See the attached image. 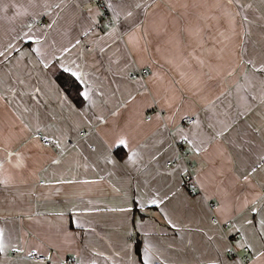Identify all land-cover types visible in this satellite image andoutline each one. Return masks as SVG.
I'll return each instance as SVG.
<instances>
[{"label":"crops","instance_id":"0c3cea01","mask_svg":"<svg viewBox=\"0 0 264 264\" xmlns=\"http://www.w3.org/2000/svg\"><path fill=\"white\" fill-rule=\"evenodd\" d=\"M46 2L59 0H0V50L9 43L25 53L30 50L27 36H39L58 11L49 9L45 13ZM200 2L132 0L141 7L126 9L133 11V17L118 20L113 37V26L99 17L101 10L96 2L73 0L62 14L64 19L48 30L47 43L31 45L42 47L54 65L51 69L43 68L35 53L20 57L14 52L8 60L0 61V133L7 135L5 130H11L16 138L11 144L0 138V149L10 148L16 153L9 157L12 163L6 165L14 182L0 184V228L6 230L10 244L5 253H0V264H50L46 259L34 261L15 254L16 247L24 249L22 254L31 249H40L45 255L50 252L52 264H65L67 256L78 254L95 259L96 264H121L128 259L123 245L132 248L136 238L145 239L144 233L132 226L141 218L148 225V239L158 249L157 264H207L206 256L214 254L208 237L223 232L225 239H232L229 228L215 227L211 217H217L225 192L247 194L243 176L264 153V73L256 72L264 67V0H244L253 5L250 19L254 23L245 24L224 52L214 40L216 27L210 23L203 42L210 57L207 63L214 69L213 78L203 85L202 96L193 97L175 83L181 79L176 66L193 51L187 29L195 22L191 13L199 11L195 5ZM93 13L99 24L93 33L84 35L87 17ZM137 23L142 39L133 48L127 33L133 32ZM76 39L81 44L61 55V46ZM101 39L108 46L103 54L98 50ZM53 42L55 48L50 47ZM54 52L59 64L53 59ZM195 54L203 58V50ZM250 59L254 63H249ZM60 65L85 74L91 103L84 101L83 107H78L71 99H64L69 96L54 75ZM222 66L232 75H218ZM140 68L148 69V73L131 77ZM157 75L174 83L185 108L175 124L197 145L203 142L200 155L185 142L169 144L175 128L172 114L152 83ZM190 113L197 122L195 127L192 122L181 124V118ZM101 116L103 123L98 119ZM39 134L51 139L52 144L43 145L35 138ZM119 138H124L127 146L119 145ZM71 140L74 145L69 144ZM57 142L61 148L56 147ZM179 142L189 149L196 193L188 192L183 174L164 171L173 152L178 154ZM134 151L140 155L132 163L128 157ZM4 156L0 151V159ZM17 161L20 168L13 167ZM250 179L259 189L264 184V170ZM155 193L170 197L160 210L148 205ZM211 201L216 202L214 210L209 208ZM139 204L145 205L144 211ZM122 207L132 211L122 213ZM61 212L63 217L57 215ZM162 212L183 230L171 229ZM74 222L82 227H75ZM61 228L71 234V253L64 251L68 238ZM249 264H264V257Z\"/></svg>","mask_w":264,"mask_h":264},{"label":"snow or ice","instance_id":"6c2138e0","mask_svg":"<svg viewBox=\"0 0 264 264\" xmlns=\"http://www.w3.org/2000/svg\"><path fill=\"white\" fill-rule=\"evenodd\" d=\"M33 2V0H30ZM73 3V0H59L56 3H45L44 12L47 13L49 9L58 10L55 12V18L50 20L47 27L41 30L39 36H33L29 34L27 36V41L30 50L25 53L20 48L16 47L12 43L7 44L2 50H0V61L8 60L12 53H18L20 57L25 55H31L35 53L39 57V63L45 69H51L54 65L48 61L47 53L42 50V47H31V45L42 46L47 43L48 30L54 28L61 19H64L66 10H69V5ZM141 5L139 3H132V0H105L103 5V11L99 12V17H104V15L110 12L114 19L109 21L113 25L112 32L110 33L113 37L116 36L115 24L118 20L127 19L133 17V11L126 9H138ZM149 8L151 5L148 6ZM159 7V5H157ZM185 9H188V5H184ZM195 7L199 11L191 13L195 17V22H191L188 26V32L192 38L193 51L187 54V59H181L177 63L176 70L179 72L181 79L175 81V83L180 84V91L191 93L193 97H200L203 95V85L207 81L211 80L213 67L209 66L207 63L210 59L207 53V46L203 42L205 36L208 34V29L210 23L216 27V34L214 40L216 44L221 45V52H224L227 48L233 45L236 38L240 36V31L243 30L244 25H252L254 23L253 19H250V16L253 15V5L252 3H246L244 0H201L200 3L196 4ZM174 10V9H173ZM89 13H92V8H88ZM206 13L208 15H206ZM241 13H244L241 15ZM88 27L84 32V35L91 34L95 31L96 26L99 24V20L96 14H91L87 17ZM202 25V27H201ZM139 24L135 25L133 32L127 33L128 43L133 48H136L140 44L142 37L138 35ZM246 35L248 33H245ZM81 41L76 39L74 42L69 40L67 45L61 46L59 52L61 55L71 53L72 49L76 48L77 45H80ZM50 47L55 48V42H53ZM107 44L106 41L101 39L98 50L103 54L106 50ZM203 50V58L200 55L195 53ZM96 51V49H93ZM82 54V53H81ZM53 59L56 64H59V57L56 56L55 52L52 54ZM220 60H223V57H220ZM249 63H254L251 59ZM63 73H67L71 78H74V82L77 86V94L79 97H82V101L77 105L78 107H83V102L87 101L92 102V96L90 94L89 85L85 79V74L82 71H73L70 66L60 65V69ZM218 75L221 73H227V75H232V71L227 67H221L217 70ZM256 72L264 73V67L257 68ZM23 83V80L20 81ZM153 84L156 85L158 94L160 95L161 102L166 106L169 112L172 114L170 120L172 121V126L175 128V133L172 134V140L169 141V144L173 141H182L189 145H192V151L195 155L201 154V146L197 145L193 140L189 138L188 135L183 133V129L179 128L175 124L176 117L179 116V113L183 110L184 104L181 99L176 95V88L174 83L168 81L166 77L154 76ZM81 85L83 87H81ZM39 91V89H37ZM59 94V89H57ZM65 100L70 99L65 96ZM134 99V97L132 98ZM115 115V113H113ZM98 119L103 123L104 118L98 117ZM184 119L190 120L192 122V127L196 126V120L194 114H189ZM23 123V122H22ZM24 128L28 129L29 126L24 124ZM7 135L0 133V138H2L7 143L11 144L15 142V136L12 135L11 130H5ZM30 131V129H29ZM222 134V133H220ZM39 139V137H35ZM44 141H48V137H43ZM119 145L127 146V142L124 138H119ZM160 143H164L160 141ZM57 148H61L59 142L56 143ZM62 151L66 150L64 148ZM5 153L3 159H0V184L9 185L12 184L15 180V177L11 175L8 171L6 165L11 164L9 157L16 155L10 148L9 149H0ZM206 151V149H205ZM140 153L133 152L131 157L128 159L135 163V158L138 157ZM156 157L153 156V160ZM170 163L174 167H165L164 171L171 175L172 173H179L183 175H188L187 171L182 167L183 158L178 155L175 151L171 155ZM58 163V161H53ZM14 168H20L21 162L17 161L14 165ZM258 170H264V153L259 155V160L256 162L246 175L243 176L242 183L247 185L246 193L244 195H236L234 193L225 192L221 200V207L217 209V219L213 221V224L217 228H229V231L232 233V239H225V234L220 232L216 236H209L208 240L212 243V251L214 254L207 255L206 261L207 264H226L227 261H230V264H237V261H241L242 264H249L250 261H259L264 257V184L260 185L257 189L255 183L250 179ZM62 183H71L70 180H62ZM84 183H94V181H84ZM203 183V181H201ZM175 195V193H173ZM170 197L165 194L160 196L158 193L154 194V197L148 201V205L155 206L157 210H160V206L165 203L166 200H169ZM141 211L145 210V205L139 204ZM122 213H130L131 208L122 207L119 209ZM58 216L63 217L64 213H57ZM162 215L165 217L167 225L176 232H180L181 229L173 218L167 213L162 212ZM75 223V222H74ZM237 223L239 227H237ZM133 229H139L144 233L145 239L140 241L139 244L129 248L128 244L123 245L124 255L128 257L127 260H121V264H157L159 261V256L157 255L158 249L153 245L150 239H148L149 232L147 230L148 225L141 218L140 222L137 224L135 220L133 221ZM75 227L81 228L82 225L75 223ZM155 225H152L153 230H155ZM61 232L65 234L68 238L64 245V251L71 253L73 250V242L71 240V234L67 229L61 228ZM259 243V247L257 244ZM10 247L9 242L6 240V230L0 228V253H5ZM15 251L17 253H24L22 247H16ZM135 253L132 255L131 253ZM242 254V255H238ZM96 255H100L97 253ZM27 258H40L43 257L52 264L53 256L49 252L45 255L40 249L35 251L29 250L26 253ZM65 264H96V260L92 258H87L85 255L78 254L73 257L71 255L65 258Z\"/></svg>","mask_w":264,"mask_h":264},{"label":"built area","instance_id":"2783aa9c","mask_svg":"<svg viewBox=\"0 0 264 264\" xmlns=\"http://www.w3.org/2000/svg\"><path fill=\"white\" fill-rule=\"evenodd\" d=\"M92 1L96 2V4H98V6L100 7V10L103 11V5H104V3H105V0H92ZM101 19L105 22V24H106L107 26H113L112 24L109 23V21H110L111 19H114V18L112 17V15H111L110 12L106 13V14L104 15V17H102ZM40 25L42 26V25H44V23L41 22ZM115 25H116V24H115ZM147 73H148V69H146V68H140V69H136V70H134V71L131 73V77H133V78H135V77H142V76L146 75ZM149 116H150V114L147 115V118H148V119H149ZM187 116H188V115H186V116H184V117L181 118V124L186 125V124H188V123H191L190 120H186V119H184V118L187 117ZM82 134H83V132H80V135H82ZM44 136H45V135H43V134H39V135H38V137H39V141H40L43 145H46V146L51 145V144H52V140L48 138V141L45 142L44 139H43ZM69 144H70V145H74V141L71 140V141L69 142ZM176 147H177V149H178V155H180V156L183 158L184 168H185V170H186L187 173H188V175H183V179H184V181H185V182L187 183V185H188V192H189V193H196V192H198V189H197V187H196V185H195V183H194V178H193V173H192V171H193V163L190 161V157H189V156H190V152H189V149H188V148L185 146V144L182 143V142H179V143L176 145ZM169 165H171V163H170V161H167V163L165 164V166L168 167ZM215 207H216V202H214V201L209 202V208H210L211 210H214ZM216 219H217V217H216L215 215H212V217H211V221H212V223H213V221H215ZM31 250L35 251L34 249H31ZM26 253H27V252H26ZM26 253H25V254H22V253H17V252L15 251V254H19V255L24 256V257H26ZM26 258H27V257H26ZM27 259L34 260V261H42V262L45 261V259H44L43 257H40V258H27Z\"/></svg>","mask_w":264,"mask_h":264},{"label":"trees","instance_id":"16d2710c","mask_svg":"<svg viewBox=\"0 0 264 264\" xmlns=\"http://www.w3.org/2000/svg\"><path fill=\"white\" fill-rule=\"evenodd\" d=\"M54 73H55L54 74L55 78L57 79L62 89L69 96V98L73 101V103L77 106L82 101V97H79L77 94V86H76V83L74 82V78H71L70 75L67 73L62 74V70H59V71L54 70ZM186 188L188 190L187 183H186ZM135 211H137L136 207L134 208V213ZM139 243H140L139 238H136L135 245Z\"/></svg>","mask_w":264,"mask_h":264}]
</instances>
